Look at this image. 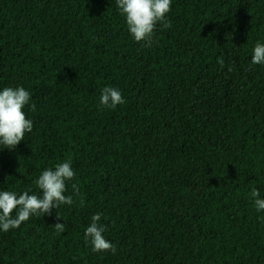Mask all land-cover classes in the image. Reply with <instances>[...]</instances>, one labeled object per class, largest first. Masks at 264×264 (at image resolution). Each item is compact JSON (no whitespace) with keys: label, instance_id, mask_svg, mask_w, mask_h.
<instances>
[{"label":"trees","instance_id":"16d2710c","mask_svg":"<svg viewBox=\"0 0 264 264\" xmlns=\"http://www.w3.org/2000/svg\"><path fill=\"white\" fill-rule=\"evenodd\" d=\"M170 9L145 47L116 0H0V90L31 93L34 125L0 145V190L40 194L66 160L76 173L72 204L0 230V264H264V0ZM105 86L126 102L102 106ZM96 213L115 254L85 241Z\"/></svg>","mask_w":264,"mask_h":264},{"label":"clouds","instance_id":"9594fccd","mask_svg":"<svg viewBox=\"0 0 264 264\" xmlns=\"http://www.w3.org/2000/svg\"><path fill=\"white\" fill-rule=\"evenodd\" d=\"M120 14L125 17L128 31L136 42L143 41V46L151 47L153 33L157 24H162L165 29L171 27V21L166 14L171 10V0H116ZM253 64H264V43L257 41L253 47L251 57ZM222 67L224 60L217 61ZM231 71V68H229ZM31 93L22 86L4 87L0 90V145L8 149H14L25 133L33 130V121L26 118L23 108L29 104ZM126 101L115 87L105 86L101 90L100 104L114 109L117 105ZM33 111L36 105H31ZM75 171L71 167V161L66 160L57 163L54 168H45L33 181L40 190V194L25 190L22 193L16 191L0 190V230L7 232L11 228H18L22 222L29 220L33 215L51 214L53 208L57 209L62 204H72L73 196L65 195L66 182L74 179ZM73 191L78 195L77 184H72ZM251 196L257 211L264 210V198L260 191L253 188ZM83 204V200L80 201ZM15 212V215H13ZM102 213H96L91 217V223L86 227L84 238L91 247L92 252L111 251L116 253V246L105 238V226L98 223ZM57 213V218H59ZM57 232L65 230L64 223L54 224Z\"/></svg>","mask_w":264,"mask_h":264}]
</instances>
